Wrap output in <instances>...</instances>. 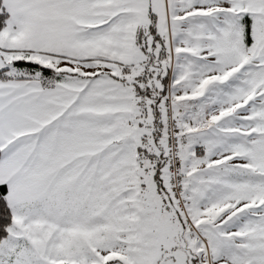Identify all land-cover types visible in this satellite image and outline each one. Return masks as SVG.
<instances>
[{"label":"snow or ice","instance_id":"obj_1","mask_svg":"<svg viewBox=\"0 0 264 264\" xmlns=\"http://www.w3.org/2000/svg\"><path fill=\"white\" fill-rule=\"evenodd\" d=\"M0 264H264V0H0Z\"/></svg>","mask_w":264,"mask_h":264}]
</instances>
